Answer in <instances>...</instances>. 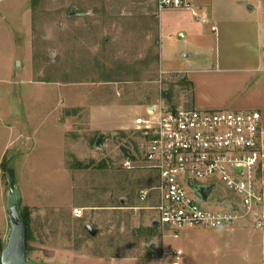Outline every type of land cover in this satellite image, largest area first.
<instances>
[{
    "label": "rangeland",
    "instance_id": "374dc122",
    "mask_svg": "<svg viewBox=\"0 0 264 264\" xmlns=\"http://www.w3.org/2000/svg\"><path fill=\"white\" fill-rule=\"evenodd\" d=\"M104 1L103 11L101 0H42L33 11L30 0L0 1V252L17 199L33 264H168L171 248L182 250L180 264H251L222 250L193 257L195 243L215 238L209 229L184 228L174 239L151 226L155 201L140 203L138 192L155 173L125 170L124 150L140 156L134 119L145 117V98L175 106L186 95L176 79L160 85L159 61L151 63L164 13L148 26L138 14H153L154 0ZM136 73L141 80L129 81ZM100 133L108 138L95 149Z\"/></svg>",
    "mask_w": 264,
    "mask_h": 264
},
{
    "label": "built area",
    "instance_id": "2783aa9c",
    "mask_svg": "<svg viewBox=\"0 0 264 264\" xmlns=\"http://www.w3.org/2000/svg\"><path fill=\"white\" fill-rule=\"evenodd\" d=\"M154 7L157 15L183 10L207 22L195 0H154ZM163 76L160 71V85ZM134 127L144 141L141 153H128L121 166L155 173L156 183L141 189L138 200L154 199L152 222L162 233L177 238L184 228H229L241 220L264 232V127L257 111L187 109L159 100ZM196 187H211L205 200ZM73 215L80 218L82 211ZM164 254L168 264H180L181 250Z\"/></svg>",
    "mask_w": 264,
    "mask_h": 264
},
{
    "label": "crops",
    "instance_id": "0c3cea01",
    "mask_svg": "<svg viewBox=\"0 0 264 264\" xmlns=\"http://www.w3.org/2000/svg\"><path fill=\"white\" fill-rule=\"evenodd\" d=\"M195 5L205 13V24L196 22L187 11L168 9L156 26L158 79L162 71L163 79L181 81L180 89L186 95L184 103L170 106L257 111L264 127V0H195ZM168 47L173 53L165 63L171 64L163 69L161 57L167 55ZM145 99L146 108L159 102ZM204 231L212 232L215 238L201 247L191 242L197 247L191 252L193 257L222 250L233 258L244 254L251 264H264V232L252 221ZM218 233L229 237L219 240Z\"/></svg>",
    "mask_w": 264,
    "mask_h": 264
},
{
    "label": "water",
    "instance_id": "95a60500",
    "mask_svg": "<svg viewBox=\"0 0 264 264\" xmlns=\"http://www.w3.org/2000/svg\"><path fill=\"white\" fill-rule=\"evenodd\" d=\"M72 14L73 11L71 10L70 15ZM107 138L108 137L106 135L100 133L94 141V148H102ZM196 191L202 199L205 200L211 191V187H196ZM121 203H123V201H121ZM7 220L10 229L5 239V244L0 252V264H33L27 259L29 249V231L20 214L17 199L8 208ZM156 225L157 223L154 222L153 226ZM84 229L91 237H94L98 232L89 224H86Z\"/></svg>",
    "mask_w": 264,
    "mask_h": 264
},
{
    "label": "trees",
    "instance_id": "16d2710c",
    "mask_svg": "<svg viewBox=\"0 0 264 264\" xmlns=\"http://www.w3.org/2000/svg\"><path fill=\"white\" fill-rule=\"evenodd\" d=\"M42 0H30V8H31V11H33V10H35L36 8H37V6H38V4L41 2ZM101 3H102V11L104 10V8H105V1L104 0H101ZM152 10V9H151ZM132 11V10H131ZM151 13H153V14H151V15H149L148 17H145L144 16V14H138V16H139V18H140V20H142V22H143V25H145V26H148V23L150 22V19H151V17H153V16H157V13H156V11H155V7L153 8V12H151ZM151 34V36H152V45H153V43H155V37H154V35L152 34V33H150ZM156 42H157V40H156ZM150 60H151V63H152V61H153V63L154 62H156V60H157V57H156V55H153V56H151V58H150ZM150 70V69H149ZM148 71V70H147ZM149 72V71H148ZM134 73V72H133ZM142 73V72H141ZM141 80V77H140V75L138 76L137 75V73L136 74H134L133 75V78H131V79H129V81H140ZM109 81H116V80H114V79H108V80H106V82H109ZM120 81V80H119ZM82 82H84V81H80V83H82ZM174 86H176V87H179V88H181V87H183V84H182V82L181 81H177L175 84H174ZM124 153L126 154L125 155V157H127V156H130L129 154H128V152L127 151H125L124 150ZM76 168L77 169H82V168H84V166H82V164L81 163H78V165L76 166ZM155 178H156V176H155ZM145 180L144 179H141L139 182L140 183H142V182H144ZM155 183H156V179H155ZM154 183V184H155ZM143 184H145V183H143ZM148 184H151V183H146L145 185H148ZM149 186V185H148ZM22 218H23V220H24V222H25V224H26V226H27V228H28V225H27V222H26V219H25V217L22 215ZM153 227V226H152ZM28 231H29V228H28ZM31 240V234L29 233V241Z\"/></svg>",
    "mask_w": 264,
    "mask_h": 264
}]
</instances>
